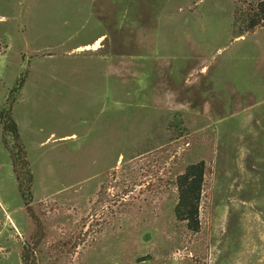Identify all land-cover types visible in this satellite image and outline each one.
Masks as SVG:
<instances>
[{"label":"rangeland","instance_id":"374dc122","mask_svg":"<svg viewBox=\"0 0 264 264\" xmlns=\"http://www.w3.org/2000/svg\"><path fill=\"white\" fill-rule=\"evenodd\" d=\"M258 1L0 0V264H264Z\"/></svg>","mask_w":264,"mask_h":264},{"label":"trees","instance_id":"16d2710c","mask_svg":"<svg viewBox=\"0 0 264 264\" xmlns=\"http://www.w3.org/2000/svg\"><path fill=\"white\" fill-rule=\"evenodd\" d=\"M244 27L245 32L251 31L257 27L261 28L264 32V0L258 1L255 6H249L245 11H241L236 18ZM24 81L22 76L17 84L21 88ZM6 119H10L9 117ZM10 121V120H9ZM14 136L16 134V125L10 121L9 126H5ZM205 165L198 162L196 164L188 165L183 173L177 176L176 187L178 192L177 205L175 207V216L181 221L185 222L186 228L192 232L198 230V206L202 192L203 176ZM30 254H27L25 264L34 263V260H28Z\"/></svg>","mask_w":264,"mask_h":264}]
</instances>
